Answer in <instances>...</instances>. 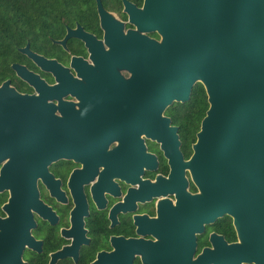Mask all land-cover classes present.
Listing matches in <instances>:
<instances>
[{"label": "flooded vegetation", "instance_id": "af4514ba", "mask_svg": "<svg viewBox=\"0 0 264 264\" xmlns=\"http://www.w3.org/2000/svg\"><path fill=\"white\" fill-rule=\"evenodd\" d=\"M126 1L101 0L108 23L98 0L69 12L79 19L47 32L43 51L21 47L0 81V259L264 264V161L242 152L235 170L224 158L217 179L198 180L208 109L197 127L192 98L204 84L186 101L148 102L143 38L163 36ZM155 57L163 89V53ZM128 240L156 242L155 259Z\"/></svg>", "mask_w": 264, "mask_h": 264}, {"label": "water", "instance_id": "95a60500", "mask_svg": "<svg viewBox=\"0 0 264 264\" xmlns=\"http://www.w3.org/2000/svg\"><path fill=\"white\" fill-rule=\"evenodd\" d=\"M98 3L103 22H110ZM126 3L143 29L163 36L161 43L143 38L148 102L159 101L164 108L175 99L186 101L197 81L207 90L210 106L195 144L198 180L217 179L224 158L227 170H235L242 152L264 161V0H145L141 11ZM21 50L31 53L29 44ZM159 51L167 76L163 89L154 87ZM13 67L24 77L28 74L23 65ZM122 244L155 259L156 242ZM10 258L0 264H24ZM125 260L131 264V258ZM115 262L110 261L122 264Z\"/></svg>", "mask_w": 264, "mask_h": 264}, {"label": "trees", "instance_id": "16d2710c", "mask_svg": "<svg viewBox=\"0 0 264 264\" xmlns=\"http://www.w3.org/2000/svg\"><path fill=\"white\" fill-rule=\"evenodd\" d=\"M91 3L95 0H0V81L9 77L13 62L22 61L21 47L30 42L43 51L47 32L55 36L66 23L79 19L78 15L70 17L69 12L87 11L80 6ZM192 102L198 127L209 107L201 83L194 87Z\"/></svg>", "mask_w": 264, "mask_h": 264}]
</instances>
